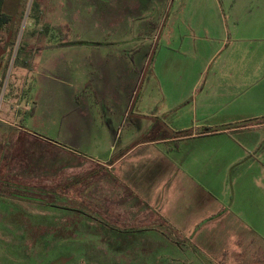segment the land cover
I'll return each mask as SVG.
<instances>
[{
	"label": "rangeland",
	"instance_id": "obj_1",
	"mask_svg": "<svg viewBox=\"0 0 264 264\" xmlns=\"http://www.w3.org/2000/svg\"><path fill=\"white\" fill-rule=\"evenodd\" d=\"M231 1L7 0L8 12L18 13V17L17 22L0 31V44L7 32H14L0 71V264H175L171 251L166 249L165 255H158V245L149 239L156 235L147 236V232L156 230L134 233L138 243L131 245L128 238L97 223L100 217L91 206L101 203L107 207V197L101 199L99 195H107L108 190L105 185L99 188L89 182L94 174L91 161H115L132 143L156 137L159 123L173 127L174 115L179 116L188 105L172 113L158 99L164 94L176 99L190 95L198 77L202 75L200 81L204 82L227 52L226 22L232 25L228 14ZM155 26L161 29L157 31ZM127 32L133 36L118 39ZM157 32L159 39H154ZM116 40L118 44H114ZM127 44L143 45V53H151L155 47L142 94L135 76L124 78L123 69L115 62L103 63L100 70L91 64L108 49ZM152 73L154 78L148 81ZM95 88L99 98L105 93L115 100V90L126 100L121 106L115 105L112 113L104 101L95 104ZM141 96L147 101L144 107ZM140 111L148 117L133 116ZM125 113L130 116L125 118ZM223 118L202 109L195 117L178 121L205 122L202 127L210 124L203 127L206 131L251 123L254 128L214 138L231 140L244 135L250 143L240 151L244 157L241 170L251 165L258 174L261 169L254 166V161L264 164L259 150L264 143V116L235 118L228 123H223ZM165 132L170 133L167 129ZM221 139L217 141L223 142ZM256 139L257 146L253 143ZM200 142L198 139L194 144ZM139 151L120 161H167L137 155ZM196 152L199 161L205 155L212 157V161H205L208 167L214 166L205 186L220 195L227 193V199H231L234 187L241 183L233 182L234 165L229 168L224 164L236 151L200 144ZM67 171L70 181L62 184L61 175ZM110 172L114 173L105 169V174ZM146 172L142 164L140 173ZM80 173L85 175L83 179L78 178ZM248 173V181L263 189L264 182L258 181L257 174L243 172ZM193 196L197 200V195ZM103 221L104 225L111 224ZM260 233L264 238V230ZM141 235L147 236L146 243L138 238L145 237Z\"/></svg>",
	"mask_w": 264,
	"mask_h": 264
},
{
	"label": "crops",
	"instance_id": "obj_2",
	"mask_svg": "<svg viewBox=\"0 0 264 264\" xmlns=\"http://www.w3.org/2000/svg\"><path fill=\"white\" fill-rule=\"evenodd\" d=\"M228 6H230L228 14L231 16L232 25L227 20V52L216 61L204 82L200 81L202 75L198 77L190 95L176 99L164 94L158 99L167 112L173 113L182 105H188V109L179 116L174 115L173 127L159 123L155 128L156 137L132 143L133 146L115 161H91L92 164L94 163L92 169L94 174L89 182L92 181L93 185L98 184L99 188L105 185V190H108L109 194L99 195L101 199L107 197V207L101 206V203L98 206H91L93 212L100 217L99 219L93 216L94 219H99L97 223L106 226L109 231L128 238L131 240V245L134 242L138 243L133 237L134 233L156 230L157 233L147 232V236L156 235L149 239L154 240L158 245L160 250L158 255H165L166 249L171 251L172 255H170L175 264L186 262L188 264H264V238L260 233L264 230L262 217L264 188L257 189L251 180L248 181L250 174H243V172L257 174L252 170L251 165L244 171L241 170L243 162L241 160H244V157L240 151L250 142L244 135L240 137L241 139L232 138L234 141L230 136L228 137L231 140L214 138L254 126L247 123L244 126L234 125L232 128L206 131L203 127L209 128L210 124L202 127V123L205 122L191 123L189 120L180 124L178 121L191 115L195 117L202 109L206 112L222 114L223 119H226L223 123L234 121L230 119L235 118L249 119L264 116V0H233ZM224 11L226 10L223 9V13ZM155 29L158 31L161 28L155 26ZM115 34L113 36L116 39ZM131 34L133 36V33L127 32L118 39L130 38ZM156 38L159 39L158 32L154 39ZM128 41L131 42V39H126V42ZM246 42L251 43V46L245 45ZM118 43L117 40L114 41V44ZM142 47L143 45L127 44L125 47L117 45L108 49L104 53L105 56L99 55V59H95L91 64L93 69L100 70L103 63L115 62L123 69L124 78L127 77L129 80L131 77L134 79L135 76L136 87L141 89L142 94V87L151 65V53L155 48L152 47L151 53H143ZM219 50L220 48L217 52ZM41 52L42 49L39 53ZM153 53L155 54L156 50ZM153 75L152 73L148 81L154 78ZM95 85L97 87V83ZM131 85L128 83L127 87L131 89ZM86 87L89 88V85ZM131 91L127 92V99L132 94ZM113 93L116 95L115 100L105 93L104 98L103 96L99 98L95 88V104L98 106L104 101L113 113L115 105L121 106L126 100V97L119 95L117 91L114 90ZM144 98L141 96V107L147 102ZM130 104H133V99ZM143 113L144 111H140L132 114L143 119L147 118L148 115ZM129 116L130 113L124 114L125 118ZM110 122L113 124L114 120ZM262 127H264L263 123ZM166 129L170 133H166ZM198 139L202 140L201 146L204 145L206 148L236 151L224 164L226 167L229 165V168L234 165L235 171H231L234 174L233 182L241 183L236 189L234 187L231 199H227L229 197L227 193L220 195L214 193L211 187L209 189L205 186L204 182L212 178L214 166L208 167L205 163L212 161L211 155H205L199 161L200 154L196 152V146L199 147L200 144H194ZM219 139L223 142L217 141ZM257 139L253 141L255 146L258 145L259 139ZM164 143L166 145L161 146ZM144 147H149L150 150H144ZM138 150L140 153L137 155H151L152 158L158 159L163 157L167 161H120ZM259 150H262L260 157L264 159V143ZM142 164L146 165L147 171L143 174L140 173ZM66 166L68 169V163ZM254 166L261 169L259 175L255 177L258 181L261 179L264 182V164L256 165L254 161ZM137 167H140L139 173L136 172ZM237 167L240 168L237 170ZM106 168L114 173L105 174ZM79 175V179L85 177L82 173ZM69 177L67 171L65 175H61L60 183H68ZM83 185L84 182L81 186ZM66 191L69 193V190ZM193 194L197 195V200H193L196 198ZM80 203L87 205L82 200ZM103 220L111 224L104 225ZM141 236L145 237L138 238L146 243L147 236ZM113 237L116 238L117 235Z\"/></svg>",
	"mask_w": 264,
	"mask_h": 264
},
{
	"label": "flooded vegetation",
	"instance_id": "obj_3",
	"mask_svg": "<svg viewBox=\"0 0 264 264\" xmlns=\"http://www.w3.org/2000/svg\"><path fill=\"white\" fill-rule=\"evenodd\" d=\"M6 9H8V8L6 7ZM8 11H9V9H8ZM9 14L11 15V19L8 22L7 27H9L11 24H13L14 21L17 22V17H18V13H16V14L15 13H9ZM13 38H14V32H11V31L7 32V36L5 37L4 43L0 44L2 47H7V50H6L5 54H3L1 56V58H0V71H1V69L3 67V65H4V57H5L6 53H7V51L9 50V47L13 44ZM24 62L28 63L27 60H24Z\"/></svg>",
	"mask_w": 264,
	"mask_h": 264
},
{
	"label": "trees",
	"instance_id": "obj_4",
	"mask_svg": "<svg viewBox=\"0 0 264 264\" xmlns=\"http://www.w3.org/2000/svg\"><path fill=\"white\" fill-rule=\"evenodd\" d=\"M6 2L7 0H0V31L3 27L7 26L11 19V15L8 13V9H6Z\"/></svg>",
	"mask_w": 264,
	"mask_h": 264
},
{
	"label": "water",
	"instance_id": "obj_5",
	"mask_svg": "<svg viewBox=\"0 0 264 264\" xmlns=\"http://www.w3.org/2000/svg\"><path fill=\"white\" fill-rule=\"evenodd\" d=\"M6 50H7V47H2V46L0 45V58H1V56H2L3 54H5Z\"/></svg>",
	"mask_w": 264,
	"mask_h": 264
}]
</instances>
